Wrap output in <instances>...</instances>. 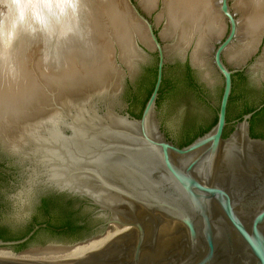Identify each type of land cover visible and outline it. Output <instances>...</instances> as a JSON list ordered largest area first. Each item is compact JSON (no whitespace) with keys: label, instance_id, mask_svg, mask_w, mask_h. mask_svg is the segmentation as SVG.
<instances>
[{"label":"water","instance_id":"obj_1","mask_svg":"<svg viewBox=\"0 0 264 264\" xmlns=\"http://www.w3.org/2000/svg\"><path fill=\"white\" fill-rule=\"evenodd\" d=\"M117 1L144 34L134 35L130 62L115 46L117 87L19 116L0 133V254H63L115 226L117 238L81 258L0 257V264H264V139L250 131L264 105L232 122L224 136L234 76L264 70V48L256 55L264 32L231 68L225 56L238 42L239 20L232 0L219 1L228 27L210 57L224 81L217 121L180 146L159 114L166 46L137 0ZM11 5L3 1L7 11ZM68 23L55 29L59 46ZM204 40L196 33L176 49L208 78L206 62L194 60ZM149 53L158 58L154 89L136 116L121 112L116 101L136 72L137 56Z\"/></svg>","mask_w":264,"mask_h":264},{"label":"bare ground","instance_id":"obj_2","mask_svg":"<svg viewBox=\"0 0 264 264\" xmlns=\"http://www.w3.org/2000/svg\"><path fill=\"white\" fill-rule=\"evenodd\" d=\"M3 1L14 7L8 11L5 7L4 10L0 9L2 134H7L19 116L55 104L93 98L108 87H113L114 72L111 65L114 58L106 56L107 46L112 49L114 55L117 45L122 60L132 59L135 57L132 48L134 35L144 37L143 30L138 25H135L137 28L130 35L125 34L127 23L133 21L125 9L123 13L110 11L111 18L108 22L112 27H108L107 34L106 23L99 17L101 13L96 11L97 9H91L92 3L89 4L90 2L87 3L86 0H0ZM235 1L237 10L242 15L240 31L245 44L243 48L234 51L232 57L241 56L243 51L247 53L253 51L261 33L264 32V0ZM158 2L141 0L142 5L149 10H154ZM164 2L167 17L164 32L172 34L173 37L178 33L182 43L196 33L205 38L206 35L214 37L221 34V28L217 23L219 10H214L211 0H164ZM82 4L86 5V11L74 15V10L82 8ZM67 23L66 34L61 36L66 35L67 41L63 40V44L59 46L62 39L59 40V36L55 35V29ZM198 47L200 50L194 55V60L202 65L205 64L202 57L207 49L206 40ZM93 50L97 53L95 59L99 60H95L91 66L86 56ZM110 230L112 231L107 234ZM108 231L99 238L70 247L63 254L10 256L0 254V257L54 261L81 258L117 238L119 229L114 227Z\"/></svg>","mask_w":264,"mask_h":264},{"label":"rangeland","instance_id":"obj_3","mask_svg":"<svg viewBox=\"0 0 264 264\" xmlns=\"http://www.w3.org/2000/svg\"><path fill=\"white\" fill-rule=\"evenodd\" d=\"M87 3L91 4V9H94L98 12L101 13L99 17L104 19V22L106 23L105 25V32L108 34L109 29L108 27H112L109 24V19L111 18V13L110 11H116V12H124L122 5L119 4L117 0H86ZM159 4L157 3L156 8L154 10H149L146 9L142 3L141 0H137V2L140 3V5L146 10V14L149 16L150 20L155 24V28L160 34L164 45L166 46L167 53H168V64L171 65L170 68L167 69L165 73V78L168 84H166L164 90H163V95L160 100V105H159V114L167 128V131L169 134L175 139L176 141H180L183 138L187 137L190 134H193L197 132L200 128L208 125L211 123V121L216 117L217 115V108L220 105L221 101V96L223 93V86H224V81L223 78L219 75V73L213 68L212 62H211V55H212V49L214 45L222 41V39L225 37L226 32H227V27L228 24L227 22L222 19L220 16L221 14H217L218 16V26L221 28V34L217 36H207L206 35V46H207V41L210 40L209 45L207 47V51L205 53V62L207 64L208 70L207 72L209 73V77L205 78L204 73H197L196 75V83L202 88V90L206 93L208 96L211 105H208L205 103L202 98L199 96V94L196 92L194 86L188 81L187 74L185 69L182 66L178 65L179 62V57L177 55V49L176 45H181L182 42L178 36V33H175L174 37L173 35L164 32L166 27L165 23L166 21L162 18L161 13V0H158ZM220 0H211V3L213 5L214 10H218V3ZM97 2V3H95ZM2 3V4H1ZM95 4V5H93ZM97 4V5H96ZM3 2H0V9H2ZM215 6V7H214ZM231 6L233 9V12L236 14L238 20L240 21V30H241V21H242V15L241 13L237 10L236 7V1L232 0L231 1ZM4 7V6H3ZM96 7V8H94ZM98 7V8H97ZM92 10V11H94ZM102 20V19H101ZM136 24L131 21L128 22L124 32L125 34H131L135 28ZM142 29V28H141ZM239 38L238 42L235 45V48L229 52L225 56V60L228 63V65L231 68H236L240 64V59L238 57H232L233 52L236 50H239L241 47H244V39L241 37V31H239ZM138 35V34H137ZM167 35V36H166ZM169 36V37H168ZM141 37V36H140ZM178 38V40L176 39ZM142 39V37H141ZM264 48V39L262 41V44L260 46V51L256 54L257 56L262 52V49ZM107 51H106V56L114 58L112 49H110L107 46ZM96 51H92L91 53H87V58L89 61V64L92 66V64L95 62V56L97 55ZM135 57L132 59L129 58H124L123 61L130 62L132 61ZM157 57L155 56V53H149L147 57H140L137 56V63L138 67L136 69V72L131 79V85L133 87V91L130 92V88L125 85L124 89L121 91L117 101L116 105L119 108L126 107V103L128 99L131 97L130 94L134 93L135 95L137 94L139 97V101L137 100L133 102L132 104V110L136 113H138L141 109V100L144 97V83H142L145 80L146 77V71L153 67L157 63ZM113 63V62H112ZM112 71L114 72V77H113V83L114 88L117 87V81L119 76L121 77L122 74H119L117 69L115 68L114 64L111 65ZM124 70L127 71V68H124ZM111 71V73H112ZM251 72L257 76L261 81H264V70L261 68L260 71L254 69H251ZM133 94V95H134ZM248 101L246 98L243 100H240V102L237 103L235 106L236 109L234 110V113L236 110L240 109V107ZM233 113V115H234ZM188 115L192 116V119L188 120ZM262 130H264L262 128Z\"/></svg>","mask_w":264,"mask_h":264},{"label":"trees","instance_id":"obj_4","mask_svg":"<svg viewBox=\"0 0 264 264\" xmlns=\"http://www.w3.org/2000/svg\"><path fill=\"white\" fill-rule=\"evenodd\" d=\"M158 32V31H157ZM156 56V54H155ZM158 61V59H156ZM179 66H182L187 74V78L188 81L192 84V86L194 85V83L196 82V79L194 77V72L193 70H191L188 62L185 63L184 65L178 63ZM146 77L145 80L142 82L144 83V88H145V92H144V97L141 100V107H143V105L145 104L146 100L148 99L149 95L151 94V92L154 89V85L156 83V78H157V63L151 67L150 69H148L146 71ZM237 79H234V90H233V94L231 96V100H230V104H229V108H228V120L231 121L232 119H242L243 115L251 112L252 110H254L258 105L256 104V102H251V101H247L246 103H244L240 109L236 110L234 113V110L236 109V105L238 102H240V100H243V98L247 97L251 92H253V90L250 88V82L248 81V77L245 75V73H239L236 75ZM165 82L166 80H164L161 91H160V99L162 97L163 94V90H164V86H165ZM130 92L133 91V87L130 85ZM264 92V89H263ZM132 94H130L131 96ZM130 99V98H129ZM128 99V100H129ZM137 100L139 101V97L138 95L134 94V99L133 102ZM261 103H264V98L262 100ZM133 104V103H132ZM134 114L135 112L132 111ZM234 113V115H233ZM137 115V113H136ZM192 119L191 115H188V120ZM264 119V108H262L260 111L256 112L253 117L251 118V135L253 137H262L264 136L261 133H258L255 131V125L259 124L263 121ZM217 121V115L216 117L211 121V123H209L208 125L200 128L197 132L188 135L187 137L183 138L182 140H180L179 145L180 146H184L185 144H187L189 141H191L193 138H195L197 135H199L201 132H203L204 130H206L208 127H210L212 124H214ZM233 128L230 130H225L224 136L227 137L229 136V134L232 132Z\"/></svg>","mask_w":264,"mask_h":264},{"label":"flooded vegetation","instance_id":"obj_5","mask_svg":"<svg viewBox=\"0 0 264 264\" xmlns=\"http://www.w3.org/2000/svg\"><path fill=\"white\" fill-rule=\"evenodd\" d=\"M156 57H157V54H156ZM158 59V58H157ZM188 62V64H189V66H190V68H191V70H193V72H194V77H196V75H197V73L199 74V72L197 71V70H195V69H193L192 68V66L190 65V62L187 60V61H182V60H180L179 59V62L178 63H180V64H182V65H184L185 63H187ZM254 62V59L252 60V61H250V64H252ZM157 65H158V61H157ZM171 67V65H169V64H167V66H166V69H165V73H166V71H167V69L168 68H170ZM244 73H245V75L248 77V81L250 82V88L253 90V92H251L247 97H245L248 101H251V102H256V104L258 105L257 107H260V106H262V105H264V103H261L262 102V100H263V98H264V92H263V89H264V81L262 80H260L259 78H257V76H255L252 72H251V70L250 69H248V70H246V71H244ZM239 74V73H238ZM237 75V74H236ZM236 75L234 76V79H237L236 78ZM196 79V78H195ZM234 79H233V82H234ZM164 80H166V78H165V74H164ZM166 84H168L167 83V81L165 82V86H166ZM130 85H131V81H128V84H127V86L130 88ZM132 86V85H131ZM165 86H164V88H165ZM194 88H195V90H196V92L199 94V96L202 98V100L205 102V103H207L208 105H211V102H210V100H209V98H208V96L206 95V93L202 90V88L195 82L194 83ZM233 90H234V85H233ZM132 94V93H131ZM134 94V93H133ZM131 95V97H130V99L127 101V103H126V107H123V108H119L118 107V109L121 111V112H125V111H129L132 115H134V116H136V112H135V114L132 112L133 110H132V103H133V99H134V95ZM233 94V93H232ZM163 95V94H162ZM222 97V96H221ZM245 98H243V99H245ZM161 100V99H160ZM231 100V99H230ZM247 102V101H246ZM230 104V103H229ZM256 107V108H257ZM229 108V107H228ZM255 108V109H256ZM262 108H264V107H262ZM261 108V109H262ZM254 109V110H255ZM260 109V110H261ZM259 110V111H260ZM217 111H218V108H217ZM253 111V110H252ZM258 112V111H257ZM138 114V113H137ZM236 120H238V119H232L231 121H229L230 122V124L227 126V130H230V129H234V124L232 123V122H234V121H236ZM250 128H251V121H250ZM262 128L264 129V119H263V121L261 122V123H259V124H256L255 125V131L256 132H258V133H261V134H263L264 135V130H262ZM169 133V132H168ZM170 135V134H169ZM170 137H171V139H172V141L175 143V144H177V145H179V142L180 141H176L175 139H173V137L170 135ZM260 138H263L264 139V136H262V137H260ZM116 227V226H115ZM116 229H119L118 227H116ZM108 231V230H107ZM106 231V232H107ZM112 230H110V231H108L107 232V234L108 233H110ZM106 232H104L102 235H104ZM106 234V235H107ZM105 235V236H106Z\"/></svg>","mask_w":264,"mask_h":264}]
</instances>
